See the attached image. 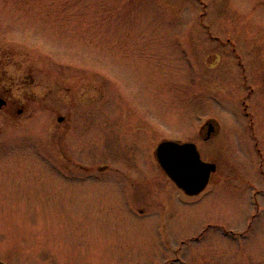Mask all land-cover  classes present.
I'll use <instances>...</instances> for the list:
<instances>
[{"label": "rangeland", "instance_id": "1", "mask_svg": "<svg viewBox=\"0 0 264 264\" xmlns=\"http://www.w3.org/2000/svg\"><path fill=\"white\" fill-rule=\"evenodd\" d=\"M0 75L42 98L0 112V263L264 264V0H0Z\"/></svg>", "mask_w": 264, "mask_h": 264}, {"label": "water", "instance_id": "2", "mask_svg": "<svg viewBox=\"0 0 264 264\" xmlns=\"http://www.w3.org/2000/svg\"><path fill=\"white\" fill-rule=\"evenodd\" d=\"M155 156L167 176L188 195L202 191L216 170L214 162L201 158L192 141L162 140L156 146Z\"/></svg>", "mask_w": 264, "mask_h": 264}, {"label": "flooded vegetation", "instance_id": "3", "mask_svg": "<svg viewBox=\"0 0 264 264\" xmlns=\"http://www.w3.org/2000/svg\"><path fill=\"white\" fill-rule=\"evenodd\" d=\"M6 81H7L6 76L0 75V103H1L0 112L5 117H8L9 119L20 120V118L23 117V115H25L27 111L30 109L31 105L35 104L33 102L34 101L36 102L42 98L37 99L34 95H28V91L26 87L30 84L26 85V82L23 83V81H21L18 83H14L15 81L11 77L9 78V83H7ZM263 82H264V78H263ZM250 91H252V88H250ZM241 105H242V110L244 111L245 116L248 117L249 119L250 128L251 130H253L254 128L253 116H252V112L250 108L248 111V103H245L243 101ZM62 118H63L62 116L57 117V119L58 120L60 119V121ZM134 120L136 122L138 118ZM134 120H133V123H134ZM218 130H219V127L216 121L212 118H207L200 125L198 134L203 140H206L212 136H215L218 133ZM155 149L156 147H154L152 154H153V157L156 159ZM143 160H145L144 156H143ZM211 162H214L216 164L215 161H211ZM106 167H107L106 164H101L98 166V170L99 171L104 170L106 169ZM216 168H217V164H216ZM0 264H3V263H0Z\"/></svg>", "mask_w": 264, "mask_h": 264}]
</instances>
